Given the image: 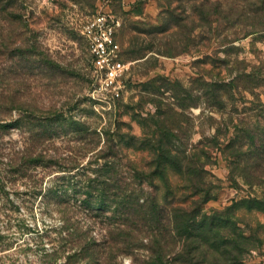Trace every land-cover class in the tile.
Wrapping results in <instances>:
<instances>
[{"label": "rangeland", "instance_id": "1", "mask_svg": "<svg viewBox=\"0 0 264 264\" xmlns=\"http://www.w3.org/2000/svg\"><path fill=\"white\" fill-rule=\"evenodd\" d=\"M188 1L15 0L6 10L0 4V264H41L42 255L53 251L51 241L59 237L62 215H49L44 201H67L75 194L44 188L72 179L62 167L90 162L97 169L104 164L98 154L108 149L106 132L117 145L113 161L122 170L130 164L149 166L150 152L129 148L127 141L120 144L118 131L123 137H141L144 119L155 115L158 106L165 111L173 103L170 88L191 93L185 101L190 108L181 118L192 146L216 129L203 115V81L245 74L261 81L252 85V93L237 97L232 116L264 118V31L251 34V25L263 22L264 13L238 16L243 7L264 8V0H223L224 7L235 11L232 21L239 25L223 34L216 29L217 18H211L214 31L204 30ZM99 12L121 21L118 43L121 61L128 67L122 96L110 109L96 108L91 97L93 65L82 34L85 23ZM171 20L191 23L185 30L156 32L174 24ZM176 32V38L171 37ZM165 52L169 55H162ZM213 117L221 120L220 114ZM213 163L208 170L216 176L217 198L206 209L232 207L248 238L244 263L264 264V178L253 187L237 176L231 182L226 158L218 153ZM155 179L156 184L164 183ZM179 179L169 178L172 183ZM70 218L82 231L104 221L87 214ZM96 227L95 237L101 233ZM119 263L131 264V259Z\"/></svg>", "mask_w": 264, "mask_h": 264}, {"label": "trees", "instance_id": "2", "mask_svg": "<svg viewBox=\"0 0 264 264\" xmlns=\"http://www.w3.org/2000/svg\"><path fill=\"white\" fill-rule=\"evenodd\" d=\"M12 1L15 2L0 0V4L6 10ZM188 2H192L191 10L202 18L204 30L214 31L215 22L222 34L239 26L232 21L235 11L224 7L223 0ZM247 10L243 7L238 16L250 11L264 13V8ZM211 18L217 19L214 22ZM171 22L174 24L156 32L185 30L191 23ZM251 26V34L264 31V21ZM253 84L259 85L261 81L252 80L247 74L229 80L203 81L200 89L203 115L216 129L213 135L204 134L196 146L191 145L190 136L184 133L186 122L182 120L183 113L190 108L185 101L191 93L170 88L173 103L165 111L158 106L155 115L144 119L141 137H123L118 131L120 144L127 141L129 148L150 152L152 160L144 169L130 164L124 171L113 161L118 158L117 145L110 140L109 132H106L108 149L98 154L104 164L94 169L90 162L86 165L77 162L60 168L72 179L44 191L64 189L75 195L67 201H44L49 215L53 211L62 215L63 225L59 237L51 241L53 251L42 255L41 264H120L125 257L131 259V264H245L243 255L248 238L234 219L233 208L208 211L206 206L217 198L216 176L208 167L214 165L218 153L226 158L231 182L237 176L253 187L264 178V118L250 121L232 116L237 97L252 93ZM214 114H220L221 120H215ZM52 118H47L48 122ZM172 176L180 179L172 183L169 180ZM158 177L163 184H156ZM79 214L102 218L104 223H92L82 231L70 220V215ZM96 226L101 231L97 237Z\"/></svg>", "mask_w": 264, "mask_h": 264}, {"label": "built area", "instance_id": "3", "mask_svg": "<svg viewBox=\"0 0 264 264\" xmlns=\"http://www.w3.org/2000/svg\"><path fill=\"white\" fill-rule=\"evenodd\" d=\"M122 27L119 18L108 12H99L84 25L82 34L88 44L93 65L92 99L96 108L110 109L121 98L123 78L128 70L121 61L118 33Z\"/></svg>", "mask_w": 264, "mask_h": 264}]
</instances>
